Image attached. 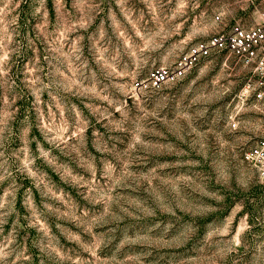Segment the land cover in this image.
Returning a JSON list of instances; mask_svg holds the SVG:
<instances>
[{"label":"clouds","instance_id":"9594fccd","mask_svg":"<svg viewBox=\"0 0 264 264\" xmlns=\"http://www.w3.org/2000/svg\"><path fill=\"white\" fill-rule=\"evenodd\" d=\"M202 3L185 0L187 18L195 15L217 31L235 21L245 32L264 33V0H208L201 7ZM0 4L5 15L15 13L10 27L0 29V190H11L6 200H0V264H69V258L53 248V231L33 234V227L39 229V225L28 204L36 199L42 205L41 215L58 237V248L69 251L61 235L62 221L49 212L51 203L42 204L47 193L40 177L59 163L80 170L85 157L101 170L105 163L120 170L126 167L125 159H136V152L151 161L153 171L166 172L151 150L150 138L141 139L145 129L154 127L162 128L168 137L175 136L178 154L184 156L187 149L201 165L189 169L198 186L195 192L146 185L150 195L145 202L159 218L160 231L171 225L169 235L175 236L187 229L194 250L207 264H264V90L259 110L253 107L230 116L232 108L221 106V122L208 114L212 105L206 93L211 86L205 85L209 82L193 80L188 85L191 95L173 105L174 121L165 119L166 112L152 119L125 102L136 81L117 83L121 72L104 61L107 55L120 69L130 71L133 61L127 41L141 55L153 56L152 50L143 52L144 41L134 31L125 36L110 23L111 0L107 4L105 0H0ZM67 33L79 41L78 47L62 39ZM224 71L226 77H239L236 69ZM260 71L264 72V66ZM81 83L92 87L82 90ZM234 84L227 80L214 87L223 90ZM211 96L215 98V92ZM117 105L124 109L119 117L122 124L114 123ZM206 115L207 130L195 136L194 122ZM98 125L104 131L98 132ZM86 128L92 129L91 134H86ZM129 134L135 152H120L118 138L126 140ZM157 189L161 196L154 198ZM115 211L125 220L145 214L144 207L137 208L130 201H120ZM104 215L109 236L127 227L114 214ZM226 221H231L230 232L217 231L210 239L209 229L224 226ZM240 221L247 225L243 232L237 227ZM71 252L81 254L75 247Z\"/></svg>","mask_w":264,"mask_h":264},{"label":"rangeland","instance_id":"374dc122","mask_svg":"<svg viewBox=\"0 0 264 264\" xmlns=\"http://www.w3.org/2000/svg\"><path fill=\"white\" fill-rule=\"evenodd\" d=\"M11 2V0H10ZM106 4L108 0H105ZM208 0H203L204 7ZM113 15L110 23L121 30L127 36L128 31L136 33L137 38H142L145 47L143 52L152 50L153 56L141 55L131 41L126 44L130 46V59L133 61L131 70L124 71L118 64H113L111 58L103 55L105 63L113 70L121 72L117 83L125 85L131 80L136 83L133 92L126 98V104L148 113L155 119L164 116L165 119L173 120L175 110L173 105L186 96L191 95L188 85L195 80L196 84L208 81L205 87L210 88L209 96L211 107L208 114L213 115L216 120L222 121L223 111L229 106L232 108L230 116L243 114L245 109L255 108L252 101L243 100L239 97L247 68L230 51H222L213 54L193 67L186 76L177 81H164L160 85L154 83L153 73L161 66L172 67L179 57L189 47L210 35L218 32L213 24L206 20L201 21L195 15L188 17L185 0H111ZM15 15L8 12L5 15L3 5L0 4V29L10 27L9 21ZM235 21L230 22L221 30H228ZM145 25L149 31L145 33ZM63 40H71L74 47L79 46V41L71 33L63 36ZM64 50L69 52L67 46ZM159 53H164L159 56ZM2 56V53H0ZM158 57V58H157ZM70 58V57H69ZM224 69L231 72L236 69L239 77L227 76ZM243 69V72L239 70ZM227 80L235 81L234 86L226 89L215 88L216 84H226ZM82 90H88L91 85L81 83ZM215 92V98L211 96ZM147 97V99H146ZM194 102H198L194 98ZM258 110V109H257ZM124 111L123 106L117 105L114 115L115 124H122L119 119ZM208 116L195 121V136H203L208 128ZM98 132L104 131L102 126L97 127ZM86 134H91L92 129H85ZM141 139L149 137L152 152L164 164L166 172L153 171L150 160H144V154L136 152V159H125V168L117 170L112 163H105L103 170L97 168L96 164L85 157L80 165V170L74 169L71 164L59 163L51 168L46 176H41L39 183L44 186L47 200L43 205L51 203L49 212H52L62 221L63 231L61 235L69 251L58 248L55 240L52 224L41 215L40 206L36 199L29 201L28 207L34 212V219L39 229L33 227V234L37 230L53 231V248L62 256L69 258V264H207L205 257L197 253L194 248L187 229L175 236H170L172 226L161 232L159 218L152 214L151 208L145 202L150 193L146 185L157 186L170 185L177 192L184 189L197 191L195 177L189 169L200 168L198 158L187 153L178 154L176 137H168L160 127L145 129ZM132 137L118 138L117 149L124 152L129 149L135 152L132 146ZM182 143V141H181ZM97 150L93 149L95 153ZM103 177V179H100ZM139 185V187H136ZM203 185L199 188L203 189ZM11 194L10 189L0 190V200H6ZM36 196L40 197V189L37 187ZM161 191L157 189L155 197H160ZM211 199V197H209ZM120 201H130L137 208L144 207L145 214L142 217L129 216L127 220L116 213ZM21 204L23 201L20 202ZM125 206H127L125 204ZM24 210V209H22ZM114 214L121 224L127 227L122 232H116L109 236V222L104 214ZM157 223L153 226V221ZM246 223L240 221L237 224L239 232H243ZM87 229L86 231L84 229ZM231 230V221H226L224 226L210 228V239L216 237V232L227 234ZM234 239H239L235 236ZM75 247L81 252L79 256H73L71 249ZM147 253V255H146Z\"/></svg>","mask_w":264,"mask_h":264},{"label":"built area","instance_id":"2783aa9c","mask_svg":"<svg viewBox=\"0 0 264 264\" xmlns=\"http://www.w3.org/2000/svg\"><path fill=\"white\" fill-rule=\"evenodd\" d=\"M222 51L232 52L247 68L241 99L250 100L259 110L258 101L264 90V33L245 32L236 22L228 29L221 30L207 38L198 40L184 52L174 66H161L153 73L154 83L160 85L164 81H177L198 63ZM249 157L252 153L248 154Z\"/></svg>","mask_w":264,"mask_h":264}]
</instances>
